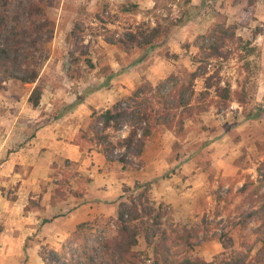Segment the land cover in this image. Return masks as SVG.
Here are the masks:
<instances>
[{
  "label": "rangeland",
  "instance_id": "rangeland-1",
  "mask_svg": "<svg viewBox=\"0 0 264 264\" xmlns=\"http://www.w3.org/2000/svg\"><path fill=\"white\" fill-rule=\"evenodd\" d=\"M192 3L198 7L194 16L168 40L162 37L154 47L127 52L109 42L113 29L124 31L134 26L136 20L155 26L159 20L177 17L187 10L185 0H0V17L8 15L5 22L8 25L15 21L14 15H19L21 27L32 25L40 15H30L29 6L37 4L54 27L53 39L42 46L48 59L38 82L9 80L6 88L0 89L3 96L0 115L5 120L29 118L35 125L47 122L75 107L73 103L79 96L97 91L108 94L101 97L105 104L97 108L103 112L118 100H127L141 84L150 81L158 85L166 81L170 89L174 82L184 79L182 69L193 71L201 65L199 71L203 74L191 85L196 94L206 89V79L217 72L214 81L220 86L230 84L233 90L245 86L249 72L240 59L244 54L242 46L229 58L221 56L207 63L193 60L194 55L202 52L203 44L215 41L209 34L219 14L226 19L227 26H237V35L252 40L256 47L251 56L256 65L255 75L246 85L248 102L241 105L234 100L228 106L216 103L208 111L187 118L185 128L178 132L157 124L140 156L136 148L131 151L119 148L108 154L111 170L129 181L123 182L121 194L113 192L116 195L113 215L89 221L67 241L63 251L55 252L49 244H43L41 256L45 264L80 261L122 264L120 257L108 249L119 232L116 224L119 204L143 192L162 219L160 225L152 217L146 219L139 243L134 247L136 264H178L197 256L219 264H264V114L255 120L246 118L247 112L264 107V0H257L255 18L247 26L240 25V5L235 0H192ZM124 4H139L140 8L136 14L124 13ZM77 23H83L86 30L80 48L72 37ZM72 51L80 62L71 56ZM86 58L92 59L95 67H90ZM37 84L43 94L39 105L33 106L29 97ZM113 91L122 94L116 101L110 96ZM211 93L214 95L215 88ZM91 114L84 129L93 135L96 130L91 124L98 130H102V124ZM129 130L123 125L118 131L110 128L107 133L116 140ZM82 144L85 149L93 145L101 150L88 140ZM124 154L126 165L120 161ZM143 167L148 170L145 175L140 174ZM54 168L57 196L72 191L76 184L71 183L72 179L80 182V189L83 187L84 180H79L75 165L56 163ZM17 187H3L2 191L9 200H14ZM186 200L192 204V211L186 216L183 209L179 216L174 203ZM152 230L156 235L154 243L149 244L145 235ZM189 234L192 245L182 238Z\"/></svg>",
  "mask_w": 264,
  "mask_h": 264
},
{
  "label": "trees",
  "instance_id": "trees-1",
  "mask_svg": "<svg viewBox=\"0 0 264 264\" xmlns=\"http://www.w3.org/2000/svg\"><path fill=\"white\" fill-rule=\"evenodd\" d=\"M240 5L241 26H247L255 18L257 10V0H235ZM188 5L187 10H183L177 17L168 16L153 26L148 21H137L134 26L126 28L124 31L113 29V39L111 42L114 45L122 46L127 52H131L134 48L154 47L159 38L165 37L166 40L176 32L179 28L186 25L194 16L193 11L198 7L192 3V0H185ZM30 15L37 13L39 18L33 20L30 26L21 27L19 24V15H14L13 24L8 25V15L0 17V89L6 88V82L9 80H19L23 83H37L44 62L48 59V53L43 49V44L46 41H51L54 35L53 21L45 17L44 9L37 4L29 6ZM140 8L139 4H124L122 12L136 14ZM236 25H226V19L219 14L217 21L210 29V36L215 38V41L202 45V52L193 56L195 62H209L213 58L224 56L229 58L234 53V50H240L242 46L244 54L241 60H244V67L249 74L246 77L245 86L239 85V88L233 90L231 85L222 87L218 81H214V77L218 75H210L205 82L206 89L195 93L191 89L194 80L201 76L199 66L196 70L184 68L181 70V81L174 82L172 87L168 89L167 82L163 81L158 85H153L148 81L139 85L127 100H118L111 107L100 112L97 108L92 107L91 117L102 124V130L96 129L94 123L91 124L95 131L93 135L89 130L82 128L79 137L82 140H88L94 145L101 147L100 152L108 154L114 153L119 148H125L126 151L137 149V155H142L148 138L152 135L153 129L157 124H164L171 130L180 131L185 128V120L193 117L196 114L208 111L214 104L219 106H228L231 101H238L241 105L248 102V90L246 85L255 75L256 65L252 61L251 56L256 50L253 41L245 39L237 35ZM85 27L83 23H77L72 31V37L75 46L80 48L85 37ZM258 29L255 31L257 34ZM83 47V46H82ZM226 47V49H225ZM228 47H232L230 50ZM71 56L75 57L77 62L80 58L76 57L74 51ZM86 62L90 67H95L92 59L86 58ZM185 77L187 81H185ZM215 88V93L212 95L211 89ZM91 93V92H90ZM43 94L41 85L37 84L29 97V101L33 106H38ZM86 96H79L73 106L83 102ZM264 114V107H257L255 110L247 112L246 118L255 120ZM157 121V122H156ZM123 125L129 127V133L124 137H119L112 140L107 131L113 128L114 131L121 129ZM81 147L83 144L81 142ZM109 160V159H108ZM125 165L127 164V155L120 157ZM67 163L74 164L71 161ZM79 175V174H78ZM80 181L84 180V185L92 180L90 176L79 175ZM71 192L76 196H82V191L74 190L71 187ZM65 195V193H63ZM30 206H27V209ZM153 218L156 225H160L162 214L157 213L154 205L151 204L146 192L140 193L135 197L130 198L129 202L121 201L116 216V224L119 228L118 235L108 245V249L112 250L115 255L120 257L122 264H136L135 259L137 253L134 247L139 243V234L146 219ZM88 222L81 223V229ZM156 231L146 234L145 237L149 244L154 243ZM191 234L182 236L187 243L190 242ZM168 261V257L164 256ZM178 264H219L209 262L202 257L185 258ZM75 264H116L115 261L96 263L91 261L86 263L83 261Z\"/></svg>",
  "mask_w": 264,
  "mask_h": 264
},
{
  "label": "crops",
  "instance_id": "crops-1",
  "mask_svg": "<svg viewBox=\"0 0 264 264\" xmlns=\"http://www.w3.org/2000/svg\"><path fill=\"white\" fill-rule=\"evenodd\" d=\"M121 95L119 91L110 94L113 101ZM103 96L108 94L91 92L58 118L37 125L29 118L5 120L0 115V264H45L41 256L43 244H49L55 252L63 251L67 241L80 232L81 223L113 215L114 196L121 194L123 182L129 181L111 170L112 161L98 147L82 148L79 137L90 119L91 106L100 108L105 104ZM2 97L0 92V104ZM68 160L79 175L92 178L81 189L79 181L71 180L76 183L72 188L82 191V196L56 194L54 166ZM144 168L140 174L148 173ZM16 185V197L9 200L2 188ZM192 207L187 200L174 203L179 216L183 209L187 216Z\"/></svg>",
  "mask_w": 264,
  "mask_h": 264
}]
</instances>
